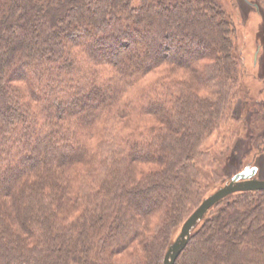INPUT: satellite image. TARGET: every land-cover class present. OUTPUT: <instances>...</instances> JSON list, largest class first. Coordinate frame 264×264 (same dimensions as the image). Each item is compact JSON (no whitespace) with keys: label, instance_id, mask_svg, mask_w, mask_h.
Here are the masks:
<instances>
[{"label":"trees","instance_id":"trees-1","mask_svg":"<svg viewBox=\"0 0 264 264\" xmlns=\"http://www.w3.org/2000/svg\"><path fill=\"white\" fill-rule=\"evenodd\" d=\"M234 2L264 13L0 0V264H164L227 167L264 144ZM176 264H264V191L213 207Z\"/></svg>","mask_w":264,"mask_h":264},{"label":"rangeland","instance_id":"rangeland-1","mask_svg":"<svg viewBox=\"0 0 264 264\" xmlns=\"http://www.w3.org/2000/svg\"><path fill=\"white\" fill-rule=\"evenodd\" d=\"M232 13L234 17L237 18V47L242 50L246 65L245 72L247 78L243 80L242 86L244 89L249 90L248 92L251 98L260 97L264 101V13L258 15L256 11L247 4L236 6L235 2L232 7ZM262 109L261 111L263 112L264 116V108ZM252 118L255 117L252 116ZM231 131H233V128L231 126H227L226 128L222 129V131L215 133L212 140H217V142H220L223 141V138H231ZM261 132L264 133V122L262 123ZM261 146L262 147L260 149L255 150L248 158L245 159L239 170H237L238 168H236V166L235 168L227 167L228 177L221 181L220 187L224 186L236 174L243 172L247 168H256L257 174L255 175V178L264 180V144ZM180 231L173 235L170 245L177 239Z\"/></svg>","mask_w":264,"mask_h":264},{"label":"water","instance_id":"water-1","mask_svg":"<svg viewBox=\"0 0 264 264\" xmlns=\"http://www.w3.org/2000/svg\"><path fill=\"white\" fill-rule=\"evenodd\" d=\"M256 174V168H247L243 172L236 174L228 183L205 198L185 221L179 236L168 248L164 257V264H176L181 254L187 248L194 230L204 220L208 212L221 201L237 193L264 191V180L255 178Z\"/></svg>","mask_w":264,"mask_h":264}]
</instances>
